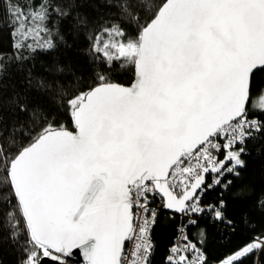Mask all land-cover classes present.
Here are the masks:
<instances>
[{
    "label": "snow or ice",
    "instance_id": "6c2138e0",
    "mask_svg": "<svg viewBox=\"0 0 264 264\" xmlns=\"http://www.w3.org/2000/svg\"><path fill=\"white\" fill-rule=\"evenodd\" d=\"M111 3L114 16L85 24L90 81L56 85L55 108L0 91V242L5 232L13 244L23 237L21 264H68L73 250L85 264H150L157 198L188 225L207 214L234 230L223 193L245 167L247 141L264 133L249 108L253 77L264 71V0ZM0 9L10 25L7 58L64 42L48 21L69 13L54 0H0ZM128 67L133 82H114ZM257 107L264 110V90ZM65 112L71 128L58 119ZM217 189L219 198L205 203ZM188 225L166 264H207L204 230L194 241ZM256 250L264 251V234L217 264H239Z\"/></svg>",
    "mask_w": 264,
    "mask_h": 264
},
{
    "label": "trees",
    "instance_id": "16d2710c",
    "mask_svg": "<svg viewBox=\"0 0 264 264\" xmlns=\"http://www.w3.org/2000/svg\"><path fill=\"white\" fill-rule=\"evenodd\" d=\"M23 4L26 0H20ZM31 2V0H27ZM38 2V0H37ZM62 9L68 12L67 17H59L52 14L48 21L49 27L55 25L64 36V42L58 43L55 49L47 51L38 50L29 53L23 50L21 55L27 57L24 60H16L13 55L10 59L7 54L12 51V40L9 36L10 25L4 18L0 9V52L4 54L0 64L4 65L2 79H0V91L5 100L20 96H27L31 103L41 104L46 108H55L49 97L56 95V85H62L68 89L69 85L77 84V77L82 76L84 81L92 78L91 57L88 52V32L85 24L90 26L101 19H108L117 13V8L111 0H54ZM79 17V19H77ZM133 68L128 67L113 74V81L120 84H128L133 78ZM52 85V89L41 87ZM264 90V71L256 72L253 77L252 99L249 101L250 118L256 117L264 120V110L258 107L252 110L253 100H256ZM4 115H10V109L5 107ZM21 119H26L20 114ZM58 119L71 128L70 117L60 115ZM245 167L240 169V176L229 177L233 180L231 187L223 193L227 207L225 213L234 221V230L226 228L223 224L214 222L205 214L197 218L196 225H188L186 228L189 239H198L201 229L204 230V252L207 256V264L217 262L234 252L237 248L246 244L254 236L264 234V209L259 206V200L264 198V133L256 134L246 143V151L242 154ZM3 172H0V185L6 184ZM241 188L244 191H241ZM220 189L207 193L204 196L205 203L215 202L219 198ZM2 195V194H0ZM180 217L160 207L158 218L151 230L153 250L150 264H166V255L169 247L177 235V227ZM0 242V264H21L23 253L21 244H13L3 233ZM264 264V251L256 250L246 258H242L239 264Z\"/></svg>",
    "mask_w": 264,
    "mask_h": 264
},
{
    "label": "water",
    "instance_id": "95a60500",
    "mask_svg": "<svg viewBox=\"0 0 264 264\" xmlns=\"http://www.w3.org/2000/svg\"><path fill=\"white\" fill-rule=\"evenodd\" d=\"M133 72H134V74H133V78H132L131 82L128 83V84H122V85L128 86V85H130L133 82V80L135 79V70H134V68H133ZM164 210H166V209H164ZM166 211H168V210H166ZM67 259H68V264H83V263H85V261H84L82 255L80 254L79 250H73V255L70 258H67ZM41 264H54V262H52L48 258H44L42 260Z\"/></svg>",
    "mask_w": 264,
    "mask_h": 264
},
{
    "label": "built area",
    "instance_id": "2783aa9c",
    "mask_svg": "<svg viewBox=\"0 0 264 264\" xmlns=\"http://www.w3.org/2000/svg\"><path fill=\"white\" fill-rule=\"evenodd\" d=\"M160 205H161V201H160L159 198H157V199H155V200L153 201V203H152L151 206H152L153 208H157V209L159 210V208L161 207ZM177 215H179V217H180V224H179L178 227H177V235H176V237L174 238L173 243L171 244V246L169 247V249H170L175 243H177V238H178L179 235H180L179 229L181 228L182 224H183V225H188V218H184V219L182 220L181 215H180V214H177ZM151 239H152V235H151ZM152 242H153V240H152ZM132 246H133L132 243L126 242V249L130 250V249L132 248ZM169 249H168V252H167L166 257L169 255ZM83 264H85V263H83Z\"/></svg>",
    "mask_w": 264,
    "mask_h": 264
},
{
    "label": "rangeland",
    "instance_id": "374dc122",
    "mask_svg": "<svg viewBox=\"0 0 264 264\" xmlns=\"http://www.w3.org/2000/svg\"><path fill=\"white\" fill-rule=\"evenodd\" d=\"M256 100H257V103H258V98Z\"/></svg>",
    "mask_w": 264,
    "mask_h": 264
}]
</instances>
